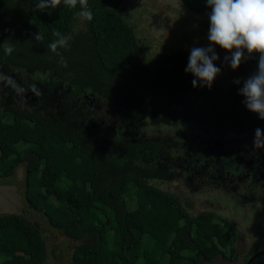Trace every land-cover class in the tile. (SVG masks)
Masks as SVG:
<instances>
[{"label": "trees", "instance_id": "obj_1", "mask_svg": "<svg viewBox=\"0 0 264 264\" xmlns=\"http://www.w3.org/2000/svg\"><path fill=\"white\" fill-rule=\"evenodd\" d=\"M180 1L198 16L211 11L206 0ZM37 2L0 0V43L15 48L7 55L0 46V179L24 167V200L80 241L72 264H211L219 256L238 264L233 221L213 211L191 215L155 182L240 201L230 193L244 177L242 203L263 189V151L235 139L254 135L264 120L247 110L239 86L194 88L185 51L144 60L120 0H88L90 22L77 18L79 6L40 11ZM57 30L73 37L57 50L66 67L49 48ZM38 31L43 41H35ZM178 123L198 125L213 141L172 132ZM150 126L170 131L148 134ZM45 241L22 215H0V264H43ZM262 251L264 230L241 264ZM250 264H264V254Z\"/></svg>", "mask_w": 264, "mask_h": 264}, {"label": "rangeland", "instance_id": "obj_2", "mask_svg": "<svg viewBox=\"0 0 264 264\" xmlns=\"http://www.w3.org/2000/svg\"><path fill=\"white\" fill-rule=\"evenodd\" d=\"M125 6L126 12H123L127 21L134 29L136 38L142 48V58L148 61L154 59L162 52L185 51L190 54V49L194 46H207L209 20L208 16H198L190 12L184 3L180 0H120ZM220 56V60L216 62L217 67H222V73L214 81V85H227L233 83L236 79L247 78L257 68L256 64L249 61H243L240 67L233 71L228 65H224L223 58L229 53L216 48ZM21 82L29 80V77L17 75ZM9 78V77H6ZM27 80H25V79ZM12 79V78H11ZM98 115L104 116L101 108ZM109 122L110 118L107 119ZM148 123V122H147ZM143 125H146L145 123ZM142 125V126H143ZM263 128V127H262ZM156 130V128L147 127V133L159 135L170 130ZM172 132H180L184 130L186 134L191 133L194 137L201 140L199 143L207 145L212 142V134L207 130L199 128L195 124H185V126L174 125L170 128ZM138 130V129H137ZM143 130V129H141ZM200 132V133H199ZM197 134V135H196ZM254 135H246L240 139H235L240 146L253 147ZM230 144V142H218ZM232 145L231 147L235 146ZM179 148V147H178ZM264 153V149H260ZM11 153H9L10 155ZM24 181L25 170L23 166H19L9 177L0 179V215L18 213L25 217L37 231L44 237L47 247V259L43 264H72V253L79 245L80 241L65 237L60 230L52 228L47 218L37 211L32 210L28 203L24 200ZM245 178L243 177L239 183L241 188L235 187L230 195L240 199L241 189L248 191L250 187H244ZM155 186H159L164 190L172 192L181 197L184 206L191 215H197L203 211H213L222 218L229 219L235 223L237 229L238 240L235 244L237 250V263L241 264L248 248L250 240L254 236L260 234L264 230V187L262 190L255 189L250 191L252 198L247 202H240L233 198H221L216 192L200 194L192 192L194 189L181 181H172L167 183L155 182ZM262 198V201H258ZM131 214H135L133 205L130 204ZM133 209V210H132ZM243 234V235H242ZM117 237V236H116ZM211 264H230L222 257H218Z\"/></svg>", "mask_w": 264, "mask_h": 264}, {"label": "clouds", "instance_id": "obj_3", "mask_svg": "<svg viewBox=\"0 0 264 264\" xmlns=\"http://www.w3.org/2000/svg\"><path fill=\"white\" fill-rule=\"evenodd\" d=\"M206 3L211 9L208 14L209 43L207 46H194L190 49L185 72L194 77V88L199 86L210 89L222 73V67H217L216 64L220 60L217 47L229 53L224 56L222 63L233 71L243 61L253 55L257 56L256 70L247 78L236 79L233 83L239 86L238 92L243 97L242 103L247 110L264 120V0H206ZM61 4L70 9L79 6L77 18L81 21H92L93 12L89 8L88 0H38L36 8L44 11L55 9ZM53 36L55 40L50 43L49 48L60 56L57 50L69 48L73 37L58 30L53 32ZM34 39L43 41L44 36L38 31L34 34ZM0 46L7 55L15 50L14 45L7 40L0 43ZM60 62L67 66L63 56H60ZM252 143L256 149H264V128L254 129Z\"/></svg>", "mask_w": 264, "mask_h": 264}, {"label": "water", "instance_id": "obj_4", "mask_svg": "<svg viewBox=\"0 0 264 264\" xmlns=\"http://www.w3.org/2000/svg\"><path fill=\"white\" fill-rule=\"evenodd\" d=\"M264 254V251L262 252H258L256 253L255 255H253L248 261L246 264H250L256 257H258L259 255H263Z\"/></svg>", "mask_w": 264, "mask_h": 264}]
</instances>
